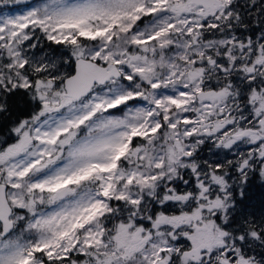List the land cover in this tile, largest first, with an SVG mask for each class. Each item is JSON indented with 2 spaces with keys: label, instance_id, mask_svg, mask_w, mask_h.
<instances>
[{
  "label": "snow or ice",
  "instance_id": "6c2138e0",
  "mask_svg": "<svg viewBox=\"0 0 264 264\" xmlns=\"http://www.w3.org/2000/svg\"><path fill=\"white\" fill-rule=\"evenodd\" d=\"M37 32L69 54L35 58ZM21 92L35 108L0 139V264H264V214L244 205L264 180V0L2 15L0 115ZM209 142L233 158L202 161Z\"/></svg>",
  "mask_w": 264,
  "mask_h": 264
},
{
  "label": "rangeland",
  "instance_id": "374dc122",
  "mask_svg": "<svg viewBox=\"0 0 264 264\" xmlns=\"http://www.w3.org/2000/svg\"><path fill=\"white\" fill-rule=\"evenodd\" d=\"M5 1L7 0H0V16L23 14L29 9H32L37 6L48 3V0H34L27 4L9 6V5H4ZM37 35L39 37L38 46L35 49H33L31 53L35 58L39 59L41 57H45V59H48V60H63L65 55L69 54L68 49L66 47L61 48L60 50L51 49L49 45L50 41H47V39L43 37L42 33L37 32ZM113 111H116V110H113ZM216 153H219V155H216ZM199 158L202 161L206 160V161L214 162L216 160H223L225 158L231 159L233 158V156L232 154L226 155V152L224 150H219V149L214 148L212 144L209 142L200 147ZM252 176H254V174H252ZM258 179L259 178H257V180ZM259 192L260 194H256L255 197H253V194H254L253 191L248 192V196H249L248 199L250 197L252 198V201H248L250 205L246 204L248 206L249 212L254 211V213H256L259 211V213L260 212L264 213V208L261 207L260 205H256L255 207L251 206L255 204V201H257L259 198H262V200L260 201H264V186L259 189Z\"/></svg>",
  "mask_w": 264,
  "mask_h": 264
},
{
  "label": "trees",
  "instance_id": "16d2710c",
  "mask_svg": "<svg viewBox=\"0 0 264 264\" xmlns=\"http://www.w3.org/2000/svg\"><path fill=\"white\" fill-rule=\"evenodd\" d=\"M240 2L242 3L243 0H240ZM241 11H243V8H241ZM241 33L244 35H252L251 31L244 32V29H238V34ZM49 45L53 50H60L61 48H64V46L57 45L53 42H49ZM7 103L9 105V111L0 115V139L5 138V135L8 134L9 129L13 126V123L16 120L27 118V116L30 115L35 108V105L29 103L27 97L24 96V93L22 92L18 93L14 97H11ZM257 178L259 179L257 180ZM248 181V184L252 185L250 191H253V197H255L256 194H260L259 188L264 186V180L258 177L257 174H254V176L248 178ZM249 200H252V198L250 197ZM260 200H262V198H259L257 201Z\"/></svg>",
  "mask_w": 264,
  "mask_h": 264
},
{
  "label": "flooded vegetation",
  "instance_id": "af4514ba",
  "mask_svg": "<svg viewBox=\"0 0 264 264\" xmlns=\"http://www.w3.org/2000/svg\"><path fill=\"white\" fill-rule=\"evenodd\" d=\"M258 176V175H257ZM249 177H252V174H250L249 175ZM248 177V178H249ZM259 177V176H258ZM248 182L249 181H247V184L244 186V196H245V200H244V205H250L249 204V202L248 201H252V200H249L248 199V192L250 191V188H251V186L252 185H250V184H248ZM264 185V184H263ZM260 189V188H259ZM237 199H239V197L237 196ZM248 199V200H247ZM244 205H242V207L244 206ZM256 205H260L261 207H263L264 208V201H255V204H253V205H251L252 207H255ZM252 213H254V211H251ZM257 216H259V215H261V214H264V213H259V211L258 212H256L255 213Z\"/></svg>",
  "mask_w": 264,
  "mask_h": 264
},
{
  "label": "water",
  "instance_id": "95a60500",
  "mask_svg": "<svg viewBox=\"0 0 264 264\" xmlns=\"http://www.w3.org/2000/svg\"><path fill=\"white\" fill-rule=\"evenodd\" d=\"M33 0H7L4 2V5L14 6L19 4H26Z\"/></svg>",
  "mask_w": 264,
  "mask_h": 264
}]
</instances>
